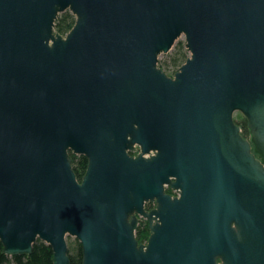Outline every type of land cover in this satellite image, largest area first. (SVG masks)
Masks as SVG:
<instances>
[{
  "label": "water",
  "instance_id": "1",
  "mask_svg": "<svg viewBox=\"0 0 264 264\" xmlns=\"http://www.w3.org/2000/svg\"><path fill=\"white\" fill-rule=\"evenodd\" d=\"M67 237L82 264H264V0H0V243L69 264Z\"/></svg>",
  "mask_w": 264,
  "mask_h": 264
},
{
  "label": "trees",
  "instance_id": "2",
  "mask_svg": "<svg viewBox=\"0 0 264 264\" xmlns=\"http://www.w3.org/2000/svg\"><path fill=\"white\" fill-rule=\"evenodd\" d=\"M75 18L70 13H63L58 17L54 29L55 32L61 36H65L73 27ZM185 45L180 46V50L176 51L171 57V65L174 67H181L186 59ZM235 124L241 129V134L244 138L249 137L246 119L239 113L234 116ZM72 170L80 181L87 168V159L84 156H75L71 154ZM137 239L146 241L148 239V228L146 225H141L137 229ZM69 264H82V249L80 244L76 241L67 243ZM13 262L14 264H53L52 251L45 243L37 240L32 247V253L29 256L8 257L3 253V247L0 243V264H7Z\"/></svg>",
  "mask_w": 264,
  "mask_h": 264
},
{
  "label": "rangeland",
  "instance_id": "3",
  "mask_svg": "<svg viewBox=\"0 0 264 264\" xmlns=\"http://www.w3.org/2000/svg\"><path fill=\"white\" fill-rule=\"evenodd\" d=\"M65 13H70L69 11H65ZM63 13H61L59 16H61ZM184 46L185 45V39L184 36H181L180 38H178L175 43L174 46L172 47V49L166 53V54H161L158 57V67L160 69H162L166 74L170 75L171 77L174 76V74L179 70V67H174L171 65V57L174 55V53L176 51L180 50V46ZM186 53V56L188 58L189 53L186 51V49L184 50ZM236 115V114H235ZM67 243H73L76 242V239L73 237H67L66 239ZM7 264H14L13 262L7 263Z\"/></svg>",
  "mask_w": 264,
  "mask_h": 264
},
{
  "label": "flooded vegetation",
  "instance_id": "4",
  "mask_svg": "<svg viewBox=\"0 0 264 264\" xmlns=\"http://www.w3.org/2000/svg\"><path fill=\"white\" fill-rule=\"evenodd\" d=\"M249 137H250V135H249ZM249 137L246 138V139H249ZM138 152H139V149H138V148H135L134 151L130 153V155L133 156V157H135V156L138 154ZM71 154H72V153L69 152V156H70V158H71ZM72 155H74V154H72ZM75 156H77V155H75ZM71 161H72V160H71ZM165 191H166L167 194L171 195L173 198L178 196V193H177L176 191H174V190L172 191V190H170L168 187L165 189ZM154 208H155V203H146V204H144V211H145V212H149V211L153 210ZM135 216H136V218H137V226H136V229H135V231H134L135 239H136L138 245H140V244H145V243L147 242L148 239H147L146 241L138 240V239H137V235H136V233H137V229H138L141 225H146L147 228H148V238H149V235H150V231H149V223H148L147 219H145V218L142 217L141 215H137V214H135Z\"/></svg>",
  "mask_w": 264,
  "mask_h": 264
}]
</instances>
